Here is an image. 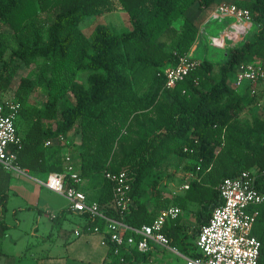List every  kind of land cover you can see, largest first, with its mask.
Instances as JSON below:
<instances>
[{
	"label": "trees",
	"instance_id": "trees-1",
	"mask_svg": "<svg viewBox=\"0 0 264 264\" xmlns=\"http://www.w3.org/2000/svg\"><path fill=\"white\" fill-rule=\"evenodd\" d=\"M213 3L0 0L2 97L21 67L40 65L34 78L21 80L15 94L18 101H14L20 104L15 122L20 143L10 149L13 165L33 176L64 173V157L69 154L76 160L81 183L68 179L67 186L84 192L107 218L133 229L150 225L161 209L174 205L183 210L195 204L192 230L178 217L167 222L162 233L180 254L200 257L196 236L222 204L219 187L224 179L254 171L255 188L264 196V106L261 115L252 114L249 122L241 120L247 107L264 98V82L255 95L239 93L229 84L239 65L264 61V0H246V7L235 4L249 11L257 31L235 43L216 72L212 62L195 61L196 66L173 88L165 87L162 71L190 55L199 39V27L187 17L188 11ZM116 12L126 14L129 30L116 31L103 24L88 37L81 31L87 18ZM80 72L88 74L84 83L77 81ZM40 86L47 96L43 109L26 106L29 94ZM69 134L78 139L77 145L45 146L59 136L66 140ZM167 167L192 173L176 204L161 196L162 185L174 176L172 172L164 177ZM121 171L130 186V203L123 214L113 206L114 183L106 177ZM9 183L10 174L0 169V239L9 228L2 220ZM255 209L258 215L251 235L261 245L258 264H264V202ZM81 215L86 219L85 232L104 229L103 219ZM130 236L141 238L127 230L124 238ZM107 247L108 264L147 260V252L136 247H122L118 254L114 245Z\"/></svg>",
	"mask_w": 264,
	"mask_h": 264
},
{
	"label": "built area",
	"instance_id": "built-area-1",
	"mask_svg": "<svg viewBox=\"0 0 264 264\" xmlns=\"http://www.w3.org/2000/svg\"><path fill=\"white\" fill-rule=\"evenodd\" d=\"M211 17L221 18L223 21L234 20L229 23L222 21V24L225 23L223 25L225 32L213 37V44L216 47H222L226 41L231 44L240 41L252 19L248 10L228 3L218 4ZM195 66L196 62L191 59V53L179 57L176 65L164 70L165 87L173 88ZM262 82H264V61L256 60L239 65L234 73V80L229 81V84L239 93L248 91L251 95H255L260 90L259 86ZM19 110L18 102L5 100L0 94V169L6 172L19 170L13 165L14 154L10 151L20 143L15 126ZM55 143L65 144L64 138L59 136L47 141L45 146ZM64 167V173H49L42 185L64 196L69 203L70 212L103 219L104 229L95 227L93 233L100 235L102 245H114L115 254L125 246L136 247L140 253H146L150 245L155 244L182 258L184 264H258L261 245L258 239L251 235V230L258 215L255 208L264 202V196L255 188L254 171H242L238 176L222 181L219 187L222 204L213 209L208 222L199 228L196 236L195 244L201 256L190 258L170 246L169 240L162 233L163 226L182 213L179 207L172 205L161 209L150 225H143L140 229L130 228L121 221L104 216L99 205L96 202H89L84 192L73 186H67L68 179L74 184L81 183L69 154L64 157ZM106 177L114 183L113 206L119 214H123L130 203L128 198L130 186L126 173L121 171L117 175L106 174ZM181 189L187 190L188 182L183 184ZM127 230L140 235V240L136 241L132 236L125 239L124 233ZM75 235H79V232H75ZM120 262L126 264L123 259Z\"/></svg>",
	"mask_w": 264,
	"mask_h": 264
},
{
	"label": "rangeland",
	"instance_id": "rangeland-1",
	"mask_svg": "<svg viewBox=\"0 0 264 264\" xmlns=\"http://www.w3.org/2000/svg\"><path fill=\"white\" fill-rule=\"evenodd\" d=\"M219 1V0H218ZM223 1L222 3H228V4H237L239 6H245V1L246 0H221ZM214 3L211 5V7L209 9H203V8H198L199 10H204V15L203 16H207L209 15V13L211 12V10H213L214 7ZM213 6V7H212ZM199 10H194L192 12H189V17L191 19H195L197 20L198 17L196 16L198 14V16L201 14V12H199ZM123 13V14H122ZM116 12V13H110V14H104V15H98V16H93L90 18H87L86 20L83 21V23L81 24L80 28L81 31L83 32V34H88L89 32H91V30L96 27L97 25H107L109 27H111L113 30L116 31H122V30H129L130 29V24L129 21L127 19V16L124 12ZM223 19L221 20V18L217 19V18H212L210 17L208 19L207 22L202 23V26L199 28V39L196 43V45L193 48V51L191 52V59L194 61H201V60H207L213 63L214 68H215V72L217 71V69L219 68V66L223 63V61L225 60V54L226 52L230 51L231 48L235 47V44H231L228 41H226V43L222 46V47H216L213 43V37L215 36H219L222 34L223 32V25L222 24ZM233 19H226L224 22H233ZM198 22H200V20L198 19ZM197 22V24H198ZM257 31V26L250 22L248 23L247 26V30H246V34L244 36L241 37V40L248 38L250 35L254 34ZM89 35V34H88ZM7 58V56H6ZM42 62H39V64H41ZM39 67L40 65L36 64H32L29 67H21L20 70L18 71L16 77L12 80L9 88L7 89V91L4 93V99L5 100H15L18 101L17 97H16V91L17 88L21 82L22 79H32L34 78L38 73H39ZM170 66H167L166 68H168ZM0 68H1V63H0ZM165 68V69H166ZM164 69V70H165ZM164 70L162 72H164ZM87 73L86 72H80L77 74V81L80 83H84L85 79L87 77ZM234 80V75L231 76L230 81ZM145 83V82H144ZM143 83V84H144ZM146 84V83H145ZM144 84V86H145ZM43 86H40L38 88V90H36L35 92L29 94L27 100H26V106H29L30 108H37V109H43L44 104L47 100V96L46 93L44 91ZM259 88L261 89V86H259ZM258 88V89H259ZM142 89V87H139L138 90ZM143 89L145 90V87H143ZM258 94H260L261 90L257 91ZM262 93H264V88L262 90ZM69 98H71V96L69 95ZM264 106V98L262 100H260V103L258 105L252 106V107H247L243 114L241 115V120L242 121H247L249 122L251 119L252 114L254 113H258L259 115L262 114L261 108ZM21 118V117H20ZM21 121V120H20ZM65 144L67 142H69L70 144H72V146H75L78 144V139L74 138L72 136V134H69L67 139L64 140ZM76 162V161H74ZM77 164V163H76ZM172 167H167L164 169V177L168 176V174L170 173H174V176L171 178V180L166 181V183L164 182V184L162 185V194L161 196L163 198H168L171 200L172 204H176L177 199L181 196V193L183 192V190L181 189V186L185 183H187L189 180L192 179V173L187 174L181 171V169H177V171L173 170ZM20 181L23 182L24 185L27 184V180L24 176H19ZM41 181H44L46 179V176H40ZM17 180V179H16ZM15 181V179L13 180ZM16 182V181H15ZM11 194V193H10ZM44 194H48L46 193V191H44L43 189V195ZM53 193H49L48 197H46L45 200H47L48 202H53V204L55 205L54 207L58 208L60 206H62L64 204V200L60 197H58L57 195H52V200L50 199V196ZM10 202H9V206H8V217H7V222L11 223V218L9 217L10 212H11V208L12 206L16 205V203H21V200L19 198H15L12 194L10 195ZM91 201V200H90ZM93 202V201H92ZM44 209V208H43ZM50 210V209H49ZM32 214H34V216L36 215V213L29 211V210H24L22 214H20L19 217V222L21 223L20 229H17V226H13L11 227V231H14V233H16L17 235H21V239H25L26 237L31 240V234H32ZM53 215H57L55 211H51V216ZM157 216V215H156ZM192 214H190V211L185 210L184 214H183V218L189 220L191 218ZM43 217V215L41 216ZM51 220L46 219V224H50ZM34 225H37V221L36 218L34 219ZM61 224L64 225L65 228L73 226L70 224V219H61ZM194 224V223H192ZM43 224L40 225V228L42 227ZM51 225V224H50ZM34 230V229H33ZM10 235H13L12 232H9V235L6 237V241H4V243H1L0 245V251L10 254L9 258H7V256L4 255H0V264H36L34 262V260L29 258H25V259H19V255L23 254L24 251V246L20 245V241H18V246L12 248L11 245L9 244V240H10ZM86 238H91L89 237L88 234H84L82 235L81 239H86ZM91 242L96 245L98 247V249L101 251L100 256L101 259L105 256V248H103L102 246H100V242H99V235H97V238L95 240H91ZM0 252V253H1ZM57 251H53L52 253L55 254ZM29 254L33 255V256H39L41 254V250L38 248L31 250V252H29ZM15 255V256H13ZM71 255L74 256L76 258V262L74 264H82L80 263L78 260L82 259V257H84V263L83 264H98V258L96 253H94L92 250L88 249L87 247H83L82 249H80L79 251L76 252H71ZM166 257L171 259L170 263L167 264H184V261L182 258H180L179 256L171 253V252H166L165 253ZM13 256V257H12ZM99 256V257H100ZM90 258V259H89ZM162 263V262H160ZM101 264V263H99Z\"/></svg>",
	"mask_w": 264,
	"mask_h": 264
},
{
	"label": "crops",
	"instance_id": "crops-1",
	"mask_svg": "<svg viewBox=\"0 0 264 264\" xmlns=\"http://www.w3.org/2000/svg\"><path fill=\"white\" fill-rule=\"evenodd\" d=\"M223 1L221 0H214V7L213 10L209 13L207 16H203L204 10L197 9L196 6L191 8L188 13L187 17H189V12L196 10H199L201 14L198 16V19L200 22H198V19L194 21L196 25L200 28L202 26V23L207 22L208 19L211 17V13L214 11L216 6ZM211 7V6H210ZM210 7L206 8L209 9ZM122 13V12H121ZM123 14V13H122ZM226 20V19H225ZM224 20V21H225ZM223 21V22H224ZM198 22V24H197ZM83 23V22H82ZM81 23V24H82ZM226 23V22H225ZM224 23V24H225ZM80 24V26H81ZM95 28V27H94ZM94 28L89 32L90 35ZM81 29V28H80ZM225 32V29H223V32ZM88 34H85V36H89ZM220 43H223L220 41ZM225 44V43H224ZM76 161V160H75ZM10 174V183L8 186V200L6 203V209L3 215V223L7 225L9 228L4 231L3 236L0 239V245L1 243H4L6 241V237L9 235V232H12L13 235H10L9 244L12 248L18 246V241H20V245L24 246L23 254L19 255V259H25L29 258L34 260L36 264H74L77 260L74 256L71 255V252H76L82 249L83 247H87L88 249L92 250L97 255V262L98 264H108L109 258H108V247L107 245L104 246L101 244V237L99 234L96 233H87L84 231V226L86 224V219L81 214L72 213L68 210V201L64 196L58 195L47 188H45L42 185L41 178L39 176H33L29 174L26 170H13L11 172H8ZM19 176H24L27 180V184L24 185L23 182L20 181ZM15 179V181H13ZM17 179V180H16ZM84 185V184H83ZM86 187V184H85ZM43 189L48 194L43 195ZM15 198H19L21 200V203H16V205L12 206L11 212L9 217L11 218V223L7 222V215H8V204L10 202V195L11 194ZM49 193H53L50 196V199L52 200V195H57L58 197L62 198L65 202L62 206L56 208L53 202H48L46 199L49 198ZM183 192L181 193V195ZM44 208V209H43ZM50 209V210H49ZM198 207L195 204H189L187 208L181 210L182 213L180 214L181 225L186 226L188 231L192 230L196 225V219H195V213L197 211ZM29 210L33 213L35 212L36 215L32 214V239L29 240L27 237L25 239H21V235H17L14 233V231H11V227L17 226V229H20L21 223L19 222V215L23 213V211ZM190 211V214H192L191 218L189 220L183 218L184 211ZM51 211H55L57 215H51ZM160 211V210H159ZM158 211V212H159ZM158 214V213H157ZM43 215V217H41ZM36 218L37 225H34V219ZM51 220V225L46 224V219ZM70 219V224L73 226L65 228L64 225L61 224V219ZM194 223V224H192ZM42 227L40 228V225ZM34 229V230H33ZM75 232H79V235H75ZM88 234L91 238L81 239L82 235ZM97 235H99V242L100 246L105 248V256L101 259L100 253L101 251L98 249L96 245H94L91 240H95L97 238ZM40 249L41 254L37 256H33L29 254L31 250L34 249ZM53 251H57L55 254H53ZM1 252V251H0ZM169 252L168 250H165L161 248L158 245L151 244L149 251L146 253V261H137L141 263H151V264H167L171 262V259L167 258L165 253ZM0 255L7 256L9 258L10 254L1 252ZM15 256V255H13ZM12 256V257H13ZM100 256V257H99ZM1 258V256H0ZM90 259V258H89ZM80 263H84V257L82 259L78 260ZM162 262V263H160ZM136 264V263H135Z\"/></svg>",
	"mask_w": 264,
	"mask_h": 264
}]
</instances>
